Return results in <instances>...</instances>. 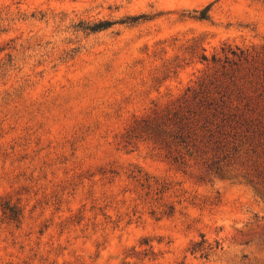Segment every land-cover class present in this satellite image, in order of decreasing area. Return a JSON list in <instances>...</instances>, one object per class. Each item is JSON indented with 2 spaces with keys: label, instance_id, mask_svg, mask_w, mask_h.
<instances>
[{
  "label": "rangeland",
  "instance_id": "rangeland-1",
  "mask_svg": "<svg viewBox=\"0 0 264 264\" xmlns=\"http://www.w3.org/2000/svg\"><path fill=\"white\" fill-rule=\"evenodd\" d=\"M0 264H264V0H0Z\"/></svg>",
  "mask_w": 264,
  "mask_h": 264
},
{
  "label": "trees",
  "instance_id": "trees-1",
  "mask_svg": "<svg viewBox=\"0 0 264 264\" xmlns=\"http://www.w3.org/2000/svg\"><path fill=\"white\" fill-rule=\"evenodd\" d=\"M196 116L197 113L188 101L184 100L177 106L166 109V111L155 112L151 117L142 120L137 125L142 132L152 128L161 129V127H166L169 130V137L172 138V143H177L187 148H197V145L201 143L198 132H201L204 126H198L199 121ZM6 210L9 213V219L16 220L20 215V211L15 207L6 205Z\"/></svg>",
  "mask_w": 264,
  "mask_h": 264
}]
</instances>
